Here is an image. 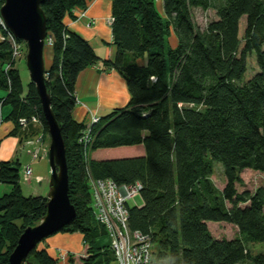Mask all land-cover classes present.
<instances>
[{"label":"trees","instance_id":"16d2710c","mask_svg":"<svg viewBox=\"0 0 264 264\" xmlns=\"http://www.w3.org/2000/svg\"><path fill=\"white\" fill-rule=\"evenodd\" d=\"M156 1L111 0L114 60L99 58L67 26L87 0L43 5L53 49L46 85L62 129L76 210L59 233L83 236L82 248L65 256L69 264H118L94 216L90 187V181H112L141 186V205H126L127 227L150 240L153 264H264V254L247 248L264 245V187L238 189L243 171L264 173V0H163V14ZM195 9H213L216 19L201 29ZM253 54L258 70L246 80ZM100 62L126 81L130 101L90 127L73 117L75 88L82 71ZM16 64L0 26V112L10 108L11 135L22 130L29 140L32 127L47 125L35 86H24ZM213 161L223 167L220 187ZM21 168L19 161L0 162V183L12 188L0 196V264H8L24 230L47 212L46 197L24 195ZM219 225L234 227L237 236L215 235ZM27 261L58 264L39 246Z\"/></svg>","mask_w":264,"mask_h":264},{"label":"crops","instance_id":"0c3cea01","mask_svg":"<svg viewBox=\"0 0 264 264\" xmlns=\"http://www.w3.org/2000/svg\"><path fill=\"white\" fill-rule=\"evenodd\" d=\"M157 1L158 10L163 14V0ZM111 4V0H87V8L75 9V19L67 20L68 28L85 38L102 60H114L117 54L112 34ZM82 12H85L84 17L81 16ZM171 45L173 48L177 45L175 37ZM52 58L53 49L50 45L44 54L46 68L50 67ZM101 66L100 62L85 69L77 79L75 88L77 105L73 117L80 123H89L91 115L101 118L129 104L130 93L126 81L114 70L102 71ZM9 114L10 108H3L0 112V162L19 161L21 167L25 165L31 167L33 177L28 180L27 185L25 184L28 192H25L26 188L20 179L22 191L24 195H41L47 166H42L23 151L22 145L27 141L25 131L19 130L16 136L11 135L15 130V124L7 119ZM11 189V186L0 183V196L9 193ZM41 245L40 248L47 249L56 258V248L63 249L64 252H76L83 245V236L79 233L58 234L48 238Z\"/></svg>","mask_w":264,"mask_h":264},{"label":"water","instance_id":"95a60500","mask_svg":"<svg viewBox=\"0 0 264 264\" xmlns=\"http://www.w3.org/2000/svg\"><path fill=\"white\" fill-rule=\"evenodd\" d=\"M46 0H4L0 17L12 35L27 44L26 66L35 86L50 136L48 160L51 168L46 215L35 226L27 227L9 256L8 264H28L30 253L43 241L59 233L76 217L69 198V173L62 129L48 93L44 60L47 38Z\"/></svg>","mask_w":264,"mask_h":264},{"label":"built area","instance_id":"2783aa9c","mask_svg":"<svg viewBox=\"0 0 264 264\" xmlns=\"http://www.w3.org/2000/svg\"><path fill=\"white\" fill-rule=\"evenodd\" d=\"M81 16L84 17L85 12H82ZM0 26L8 33L9 39L12 41L14 58L16 59L20 55L21 46L16 42L17 39L7 29L1 17ZM99 121L100 117L91 115L88 125L91 127ZM20 123L23 129H26L29 125L25 119H22ZM32 123H38L37 119L33 118ZM88 132L90 133V130ZM24 176L27 181L32 178V169L29 166L25 167ZM38 181L40 182L41 179L39 178ZM90 187L94 216L96 220L105 227L108 233L110 248L117 263L153 264V250L150 240L139 233L131 235L127 227L129 217L126 205L130 200L137 197L141 191V186L120 187L112 181H90Z\"/></svg>","mask_w":264,"mask_h":264},{"label":"rangeland","instance_id":"374dc122","mask_svg":"<svg viewBox=\"0 0 264 264\" xmlns=\"http://www.w3.org/2000/svg\"><path fill=\"white\" fill-rule=\"evenodd\" d=\"M158 3L159 2L156 1V8L157 9H159ZM193 15H194V20H195L196 24L201 29H204L209 22L216 19V12L213 9H210L207 11L195 9L193 11ZM173 38H174V35L171 34V37H169V41L171 44H172ZM20 46H21L20 55L16 58V63H17L16 67L20 72V76L22 78L24 86L27 87V85H29L31 83L30 77H29V72H28V69L26 66V56L28 53V48H27V44L25 42H21ZM47 47H50V40L48 41V39L46 38L44 54H46ZM101 70L104 71L103 66H101ZM257 70H258V67H257V63H256V58H255V54H253V56H250L248 58V73H246V75H245L246 80L251 78ZM47 75L48 74L45 73V79H47ZM76 100H77V97H76ZM28 135H33V137L27 141H24V143L22 145V147H23L22 149L27 155L32 154L31 157L33 160L38 161L39 164H41L42 166H47L46 178H45L44 183H43L42 194H41V196L46 197L49 193V178L51 175V168H50V164H49V160H48V151H49L51 140H50L48 128L46 126H44L43 123L40 122V123L36 124L34 127H32L31 133H28ZM35 154H36V156H35ZM212 165H213V169L215 171V175L217 177V179H215L216 184L220 187V183H221L220 179H223V172H222L223 167L220 163H217L214 161H213ZM25 167H26V165L21 168V179H22L24 186L26 188L25 192H28L27 186H26L28 184V181L26 180V177L24 176ZM240 176L243 180V186H238V189L240 192L244 191V190H250V191L254 192L258 188L264 187V173L246 170V171H243L240 174ZM6 186H10V185H6ZM25 195H26V197L30 196V194H25ZM141 203H142L141 196H138L137 198L129 201L130 206H140ZM37 224H34L32 226H35ZM213 232L215 235H218L221 237L223 236V237L231 238V237L237 236V230L232 226H221V225L215 226V227H213ZM58 234L63 235L64 233H57L51 237H55ZM107 241H108L107 238L101 239L99 243L103 244V243H106ZM41 246L42 245L40 244L39 248ZM82 246L78 250H76V252L79 251L82 248ZM247 248L252 255L264 254V245L263 244L248 243ZM56 249L57 250H56L55 254H56V259L58 261V264H69V257L65 256L66 253H68V252H64L63 249H58V248H56ZM69 253H71V252H69ZM73 253H75V252H73ZM111 264H116V263H111ZM239 264H253V262L250 260H246V261L241 262Z\"/></svg>","mask_w":264,"mask_h":264}]
</instances>
